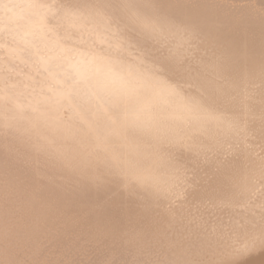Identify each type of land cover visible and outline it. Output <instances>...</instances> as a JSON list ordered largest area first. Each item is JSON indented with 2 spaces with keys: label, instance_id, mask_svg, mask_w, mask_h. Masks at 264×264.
Masks as SVG:
<instances>
[{
  "label": "bare ground",
  "instance_id": "bare-ground-1",
  "mask_svg": "<svg viewBox=\"0 0 264 264\" xmlns=\"http://www.w3.org/2000/svg\"><path fill=\"white\" fill-rule=\"evenodd\" d=\"M0 264H264V0H0Z\"/></svg>",
  "mask_w": 264,
  "mask_h": 264
}]
</instances>
